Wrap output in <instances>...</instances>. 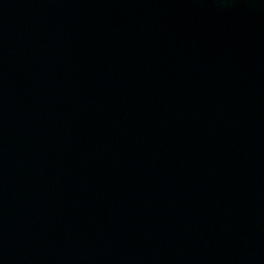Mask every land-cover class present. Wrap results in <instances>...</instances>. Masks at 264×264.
Masks as SVG:
<instances>
[{
  "label": "water",
  "instance_id": "95a60500",
  "mask_svg": "<svg viewBox=\"0 0 264 264\" xmlns=\"http://www.w3.org/2000/svg\"><path fill=\"white\" fill-rule=\"evenodd\" d=\"M0 264H264V0H0Z\"/></svg>",
  "mask_w": 264,
  "mask_h": 264
}]
</instances>
